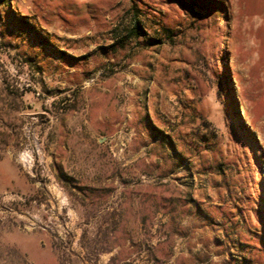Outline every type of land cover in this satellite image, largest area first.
Listing matches in <instances>:
<instances>
[{
    "label": "rangeland",
    "instance_id": "1",
    "mask_svg": "<svg viewBox=\"0 0 264 264\" xmlns=\"http://www.w3.org/2000/svg\"><path fill=\"white\" fill-rule=\"evenodd\" d=\"M0 264H264V0H0Z\"/></svg>",
    "mask_w": 264,
    "mask_h": 264
}]
</instances>
